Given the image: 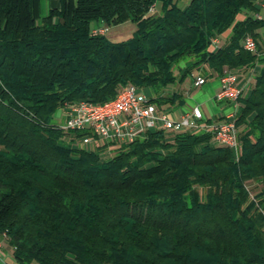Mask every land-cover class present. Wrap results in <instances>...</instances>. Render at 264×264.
<instances>
[{
  "label": "trees",
  "instance_id": "1",
  "mask_svg": "<svg viewBox=\"0 0 264 264\" xmlns=\"http://www.w3.org/2000/svg\"><path fill=\"white\" fill-rule=\"evenodd\" d=\"M42 1L0 0V234L16 258L264 264V0H59L46 15ZM125 20L137 23L127 39L93 32ZM196 71L250 74L238 81V151L212 129L83 147L56 120L130 84L180 107Z\"/></svg>",
  "mask_w": 264,
  "mask_h": 264
},
{
  "label": "built area",
  "instance_id": "2",
  "mask_svg": "<svg viewBox=\"0 0 264 264\" xmlns=\"http://www.w3.org/2000/svg\"><path fill=\"white\" fill-rule=\"evenodd\" d=\"M155 12V6L150 10ZM256 17H264V3L262 10ZM108 26L101 25L94 28L95 34L107 33ZM218 42V39L215 40ZM247 50L255 51L257 43L254 37L247 36L244 41ZM207 78L198 74L193 84L203 86ZM237 73L229 72L220 77V86L215 93V100L230 106L220 122L210 121L201 105L196 104L179 115L168 110H161L156 103L150 100L148 94L138 89L135 85L126 86L116 98L94 103L83 100L69 105L61 112L63 126L66 129L83 132L81 146L95 147L102 143L132 142L143 138L150 129L164 128L168 131L179 133L188 130L212 129L214 139L224 145L239 150L238 126L236 124L239 98L244 88L238 83Z\"/></svg>",
  "mask_w": 264,
  "mask_h": 264
},
{
  "label": "rangeland",
  "instance_id": "3",
  "mask_svg": "<svg viewBox=\"0 0 264 264\" xmlns=\"http://www.w3.org/2000/svg\"><path fill=\"white\" fill-rule=\"evenodd\" d=\"M179 4L181 6H184L188 3V0H178ZM159 2V1H157ZM49 11V0H43L42 1V14L46 15ZM103 25V24H102ZM137 29V23L132 20H125L123 22L117 23V24H112L111 26H108L107 30V37L110 40L113 41H118V40H124L129 38ZM262 40H263V45H264V29H262ZM181 65H185V61L181 62ZM194 73L193 76H189L182 85V90H184L185 98H186V105L188 107L196 105V104H201L202 108L206 110L207 106L204 103H206V100H209L210 94H211V85L210 80L207 81L203 86L196 87L194 86L193 80L195 76L197 75ZM211 88V89H210ZM210 106L212 107L213 104L211 101H208ZM203 103V104H202ZM207 104V103H206ZM217 106H213L212 109L216 111ZM56 120H58L60 123L63 121V116L61 114L58 115V118L56 117ZM171 132V131H170Z\"/></svg>",
  "mask_w": 264,
  "mask_h": 264
},
{
  "label": "crops",
  "instance_id": "4",
  "mask_svg": "<svg viewBox=\"0 0 264 264\" xmlns=\"http://www.w3.org/2000/svg\"><path fill=\"white\" fill-rule=\"evenodd\" d=\"M59 5H60L59 0H49V9L52 7H58ZM207 79H208L207 81L210 80L211 85L213 86V87H211L212 89L210 88L212 91H211L209 100L211 101L213 106H217V108H216V111L213 110L212 109L213 106L211 107L209 102H208L209 100H206L207 104L206 103H204V104L206 106L207 105H209V106H207L206 110L203 109V111H204L206 117L209 120H211L212 122H220L223 120L224 114L226 111L229 110L230 106L226 103H223V102L219 103L215 100V93L217 92V90L219 89V86H220V77L213 76V77H210ZM243 79L245 80L244 81L245 84H243V86L246 88V87H248L249 83L252 81L250 74L247 72L241 73L240 78H239V82L242 81ZM182 85H183V83L179 84V90L183 92L184 90H182ZM185 97L186 96L184 94V98ZM199 105H201V104H199ZM188 106L186 105V98H185V104L184 105H182L180 107H175V108L169 109L168 111H170L176 115H179L183 112V110L187 109ZM0 264H25V263L20 262L16 258L15 254H14V247L8 242V239L4 235H1V234H0Z\"/></svg>",
  "mask_w": 264,
  "mask_h": 264
}]
</instances>
